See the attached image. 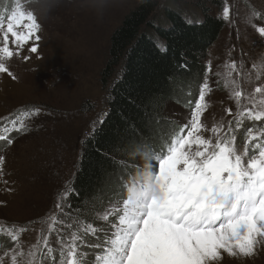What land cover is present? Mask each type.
<instances>
[{"label":"snow or ice","instance_id":"obj_1","mask_svg":"<svg viewBox=\"0 0 264 264\" xmlns=\"http://www.w3.org/2000/svg\"><path fill=\"white\" fill-rule=\"evenodd\" d=\"M257 15L264 20L254 10L247 23L264 44V26L253 23ZM233 16L225 0L219 19L234 24ZM41 30L24 0H15L7 15H0V74L17 79L9 62L30 42L27 50L37 53ZM157 47L167 51L166 45ZM259 61L252 65L255 73L243 60L225 65L235 111L225 109L231 119L213 116L211 125L204 118L210 107L206 97L213 91L209 63L198 99L187 102L191 111L185 121L164 117L168 127L158 133V145L146 140L133 145L130 154L148 161L143 168L135 166L138 175L125 168L107 200L94 194L91 206L77 208L75 214L68 197L79 193L66 187L57 194L55 211L35 244L25 248L24 226L8 230L15 243L0 255V264H221L223 253L243 261L264 251V53ZM31 115L11 118L0 141L11 144L14 137L8 133L28 132ZM98 131L94 127L90 139ZM4 166L0 155V175Z\"/></svg>","mask_w":264,"mask_h":264},{"label":"rangeland","instance_id":"obj_2","mask_svg":"<svg viewBox=\"0 0 264 264\" xmlns=\"http://www.w3.org/2000/svg\"><path fill=\"white\" fill-rule=\"evenodd\" d=\"M3 1L7 7L15 3V0ZM24 2L30 8L28 0ZM226 2L232 8L235 23H226L204 60L205 67L209 63L212 66L209 82L213 91L206 97L210 107L204 114L210 125L213 116L219 119L224 115L231 119L225 109L235 111L223 75L225 65L232 60L239 65L243 60L245 68L255 73L257 69L252 65L259 64V57L264 53V44L259 41L256 29L247 23L254 10L264 14V0ZM136 4L137 0H62L50 19H38L42 25L38 52L27 50L30 42L20 56L9 62L17 79L0 74V123L21 112L32 113L28 119L30 130L16 136L11 144L4 142L0 147V155L5 157L4 173L0 175V228L4 229L0 255L14 246L15 242L7 236L13 227H25L21 234L25 248L35 244L41 229L46 227L44 221L55 211L57 194L72 187L85 136L96 125L94 121L101 120L107 111L108 90L103 85L101 70L107 58L109 38ZM213 13L221 16L222 11L215 9ZM0 15H4V11H0ZM253 23L257 28L264 26L259 15L253 18ZM9 46L13 47L11 37ZM24 56L29 59L25 60ZM214 73L222 75L217 77ZM199 87L197 84L177 89L175 97L178 98L167 104L156 139L151 143L158 145L159 131L168 127L164 117L179 123L185 121L191 111L187 102H193ZM179 94L185 102H181ZM36 107L41 109L39 113L35 112ZM5 127L11 128L0 126V133ZM134 162L132 171L135 173L136 165L143 168L148 163L142 155ZM122 164L128 166L125 162ZM18 168L20 173L24 170L22 175H25L23 181H19L21 186L12 181ZM22 185L30 186L27 191L30 196L13 191ZM223 257L221 264H264V251L243 261L227 253H223Z\"/></svg>","mask_w":264,"mask_h":264},{"label":"trees","instance_id":"obj_3","mask_svg":"<svg viewBox=\"0 0 264 264\" xmlns=\"http://www.w3.org/2000/svg\"><path fill=\"white\" fill-rule=\"evenodd\" d=\"M223 4L224 0H137L112 32L101 70L108 90L107 111L101 119L103 125L94 126L99 130L95 139H90L92 129L82 143L72 185L79 195L68 197L74 214L77 208L90 207L89 198L94 194L102 193L101 199L107 200L125 168L137 174L132 171L138 157L130 154L133 145L156 139L161 116L167 104L177 100L179 87L200 86L208 50L226 26L213 13L222 11ZM13 6L7 7L3 1L0 11L7 15ZM157 43L166 45L167 51L162 52ZM185 63L187 67L181 68ZM3 143L0 141V147ZM3 234L1 229L2 243Z\"/></svg>","mask_w":264,"mask_h":264},{"label":"clouds","instance_id":"obj_4","mask_svg":"<svg viewBox=\"0 0 264 264\" xmlns=\"http://www.w3.org/2000/svg\"><path fill=\"white\" fill-rule=\"evenodd\" d=\"M30 10L40 20L50 19L60 8L62 0H28ZM48 83V82H47ZM48 86H52L48 83Z\"/></svg>","mask_w":264,"mask_h":264},{"label":"bare ground","instance_id":"obj_5","mask_svg":"<svg viewBox=\"0 0 264 264\" xmlns=\"http://www.w3.org/2000/svg\"><path fill=\"white\" fill-rule=\"evenodd\" d=\"M27 158V157H26ZM23 166V165H22ZM20 167V166H19ZM15 171H17L16 172V174H14L13 173V176L14 177H12V181L13 182H15V183H17L18 184V186H21V185H19V181H23V178L25 177V175L23 176L22 175V173H23V171H21L22 173H20L19 172V168L17 169V170H15ZM26 177H27V179H29V177H28V174L26 175ZM12 182V183H13ZM10 183H11V181H10ZM9 185V184H8ZM11 185V184H10ZM12 186H13V184H12ZM19 188V187H18ZM30 189V186H28V185H22V187L21 188H19V189H13V191H16V192H18V194H22V195H24V196H26V194L28 193L27 191ZM32 190V189H31ZM27 195H31V194H27ZM29 198V197H28Z\"/></svg>","mask_w":264,"mask_h":264}]
</instances>
